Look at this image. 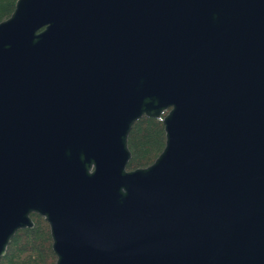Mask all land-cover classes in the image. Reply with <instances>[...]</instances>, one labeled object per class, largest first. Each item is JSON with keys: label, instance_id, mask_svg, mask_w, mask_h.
Segmentation results:
<instances>
[{"label": "water", "instance_id": "95a60500", "mask_svg": "<svg viewBox=\"0 0 264 264\" xmlns=\"http://www.w3.org/2000/svg\"><path fill=\"white\" fill-rule=\"evenodd\" d=\"M142 115L164 144L127 169ZM30 212L53 264H264V0H15L0 256Z\"/></svg>", "mask_w": 264, "mask_h": 264}, {"label": "trees", "instance_id": "16d2710c", "mask_svg": "<svg viewBox=\"0 0 264 264\" xmlns=\"http://www.w3.org/2000/svg\"><path fill=\"white\" fill-rule=\"evenodd\" d=\"M15 0H0V19L12 10ZM165 111H163L164 113ZM164 144L161 116L142 115L135 119L128 131L127 147L130 156L127 169L149 164ZM33 223L30 227L17 229L11 236L0 264H53L55 255L47 222L35 212L29 213Z\"/></svg>", "mask_w": 264, "mask_h": 264}]
</instances>
